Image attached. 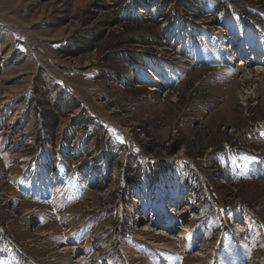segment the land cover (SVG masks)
Here are the masks:
<instances>
[{
    "label": "rangeland",
    "instance_id": "obj_1",
    "mask_svg": "<svg viewBox=\"0 0 264 264\" xmlns=\"http://www.w3.org/2000/svg\"><path fill=\"white\" fill-rule=\"evenodd\" d=\"M116 1L0 0V264H264V0Z\"/></svg>",
    "mask_w": 264,
    "mask_h": 264
},
{
    "label": "bare ground",
    "instance_id": "obj_2",
    "mask_svg": "<svg viewBox=\"0 0 264 264\" xmlns=\"http://www.w3.org/2000/svg\"><path fill=\"white\" fill-rule=\"evenodd\" d=\"M254 56H255V54L252 57H254ZM239 61L240 62L237 65H239V66L245 65L246 66V60L245 61L244 60H239ZM145 226L147 227V228H145L146 230H149L150 229L149 228V224H145ZM188 229L189 228H188V226L186 224H182L181 225V233L179 235H177V236H179V237L184 236V234L186 233V231ZM161 235H163V234H161ZM62 249H64L65 251H68L70 248H69V246L65 245V246H63Z\"/></svg>",
    "mask_w": 264,
    "mask_h": 264
},
{
    "label": "trees",
    "instance_id": "obj_3",
    "mask_svg": "<svg viewBox=\"0 0 264 264\" xmlns=\"http://www.w3.org/2000/svg\"><path fill=\"white\" fill-rule=\"evenodd\" d=\"M124 1H125V0H117L115 3H117V5H118L119 7H122ZM135 1H138V0H135ZM165 1H167V0H165ZM121 10H122V9H121ZM117 12L119 13V10H117ZM116 20H117V21L119 20L118 16L116 17ZM61 52H62V53H66V54H67V53H70V52H69V49L67 48L66 45H64V46L61 48Z\"/></svg>",
    "mask_w": 264,
    "mask_h": 264
}]
</instances>
